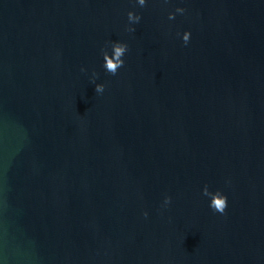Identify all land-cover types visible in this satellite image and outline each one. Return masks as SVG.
<instances>
[{
    "label": "water",
    "instance_id": "1",
    "mask_svg": "<svg viewBox=\"0 0 264 264\" xmlns=\"http://www.w3.org/2000/svg\"><path fill=\"white\" fill-rule=\"evenodd\" d=\"M0 264H264V0H0Z\"/></svg>",
    "mask_w": 264,
    "mask_h": 264
},
{
    "label": "clouds",
    "instance_id": "2",
    "mask_svg": "<svg viewBox=\"0 0 264 264\" xmlns=\"http://www.w3.org/2000/svg\"><path fill=\"white\" fill-rule=\"evenodd\" d=\"M166 2V0H165ZM137 3L140 6H144L145 5V0H137ZM177 13H183L184 9L182 8H177L176 9ZM128 16V20L132 21V22H138L140 20L139 15H134L132 12H128L127 13ZM174 16L172 13H169V19H173ZM129 31H134V29H128ZM189 33L188 32H184L183 36H182V40L184 41V43H187L189 41ZM127 51V45L124 43H120V42H114L112 43V56L111 58H109V55L107 52H103V67L104 69L112 74L115 75L118 71L119 68H121L124 64V61L122 60V57L124 56L125 52ZM83 70V69H82ZM95 75V73H94ZM104 90V86L102 84H97L95 87V92L96 93H101ZM203 194L206 196H210V204L209 207L215 211V212H219L221 214L224 213V210L227 207V198L222 195L219 191L215 192V194L211 193L208 191L207 186H205L204 190H203ZM170 202V197H165L164 203L165 205H167ZM145 216H147V213H144Z\"/></svg>",
    "mask_w": 264,
    "mask_h": 264
}]
</instances>
